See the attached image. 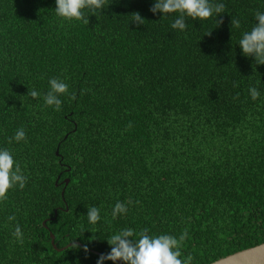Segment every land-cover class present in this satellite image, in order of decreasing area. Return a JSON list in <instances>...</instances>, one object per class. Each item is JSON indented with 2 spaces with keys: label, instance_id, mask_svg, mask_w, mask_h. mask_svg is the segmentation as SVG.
<instances>
[{
  "label": "trees",
  "instance_id": "16d2710c",
  "mask_svg": "<svg viewBox=\"0 0 264 264\" xmlns=\"http://www.w3.org/2000/svg\"><path fill=\"white\" fill-rule=\"evenodd\" d=\"M211 2L226 12L180 31L154 0H106L83 10L87 25L55 0H0V149L27 177L0 201V264H97L129 228L186 230L191 264L264 242V65L239 46L264 0ZM52 78L68 84L60 110L44 101ZM21 128L26 140L9 142ZM117 202L127 212L113 217ZM49 234L71 245L56 251Z\"/></svg>",
  "mask_w": 264,
  "mask_h": 264
},
{
  "label": "clouds",
  "instance_id": "9594fccd",
  "mask_svg": "<svg viewBox=\"0 0 264 264\" xmlns=\"http://www.w3.org/2000/svg\"><path fill=\"white\" fill-rule=\"evenodd\" d=\"M56 14L65 20L83 21L89 24L88 17H85L84 9L98 10L103 9L106 0H55ZM153 14L162 13L164 15L179 13V16L171 24L173 29L184 31L187 27L185 17H191L193 20H206L214 14L218 17L226 12L224 3H213L211 0H154L153 6L149 9ZM133 15V23L137 26L144 25L145 19L139 12ZM257 23L250 32L243 34L239 41L242 54L245 57H254L255 63L264 65V13L255 14ZM223 20H218V24ZM231 25L239 28L240 21L232 17ZM206 35H210L206 34ZM50 88L44 95V101L48 106H54L60 110L62 101L61 95H68V84L64 80L52 78L49 80ZM235 86V85H234ZM251 98L256 100L260 93L255 88L249 89ZM27 95L32 98H38L40 93L33 90ZM75 99V93L71 94ZM16 142L26 140V133L23 128L18 129L15 136L10 139ZM27 177L23 174L20 165L14 160L8 149H0V201L7 199V193L10 189L19 186L25 187ZM127 212V206L124 203L117 202L113 208L112 215L116 217L119 214ZM87 217L90 223L95 224L100 220L99 209L95 206L89 207ZM9 221L15 220V216H9ZM13 235L22 242V230L19 225L15 227ZM137 234L133 229L121 230L118 234L112 235L107 239L111 250L106 254H101L97 264H104L105 260L122 261L123 264H191L193 257L188 255L186 259H181V244L187 236V231L180 235L179 239L172 235H149L148 229H143L138 234V239L134 238ZM74 247H79L74 243ZM84 252H88L85 245Z\"/></svg>",
  "mask_w": 264,
  "mask_h": 264
},
{
  "label": "water",
  "instance_id": "95a60500",
  "mask_svg": "<svg viewBox=\"0 0 264 264\" xmlns=\"http://www.w3.org/2000/svg\"><path fill=\"white\" fill-rule=\"evenodd\" d=\"M66 183L67 179L64 180V184ZM49 239L50 245L56 251H60L71 245L67 244L64 248L56 249L53 244V236L51 234H49ZM116 264H120L119 261H117ZM208 264H264V242L250 248L236 251Z\"/></svg>",
  "mask_w": 264,
  "mask_h": 264
}]
</instances>
